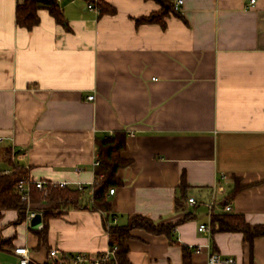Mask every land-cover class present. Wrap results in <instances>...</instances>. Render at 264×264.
Returning <instances> with one entry per match:
<instances>
[{
	"label": "crops",
	"instance_id": "obj_1",
	"mask_svg": "<svg viewBox=\"0 0 264 264\" xmlns=\"http://www.w3.org/2000/svg\"><path fill=\"white\" fill-rule=\"evenodd\" d=\"M102 1L115 13L58 0L67 28L42 9L28 30L15 22L16 0H0V172L84 192L82 206L48 219L45 245L34 231L53 204L30 201L20 222L0 210V264H18L17 247L34 264L51 249L100 253L105 224L136 214L175 226L170 236L131 230L130 264H206L213 252L264 264V236L248 244L240 232H211V215L228 204L264 224V0H183L163 25L134 21L159 9L151 0ZM116 132L127 164L108 216L90 199L96 139Z\"/></svg>",
	"mask_w": 264,
	"mask_h": 264
},
{
	"label": "trees",
	"instance_id": "obj_2",
	"mask_svg": "<svg viewBox=\"0 0 264 264\" xmlns=\"http://www.w3.org/2000/svg\"><path fill=\"white\" fill-rule=\"evenodd\" d=\"M87 3H93L100 14L115 13V8L109 6L102 0H85ZM155 2L159 9L151 12L149 15L140 16L134 19L136 25L141 24H164V18L170 14H177L173 9L172 0H151ZM47 10L57 24L63 25L66 22L59 6L58 0H16L15 22L18 26L31 30L39 24V10ZM125 133L116 132L111 136H105L96 139L98 165L95 167L96 181L91 191V206L93 209L103 211L110 215L111 205L107 200L110 188L121 185L122 182L117 179V171L127 164V161L120 156L121 150L125 147ZM26 171L16 169L13 173L0 172V210L14 209L18 211V221L26 218L27 202L22 201L20 193L17 190V183L23 177H26ZM185 182L182 179L180 191L185 195ZM238 182L236 189H238ZM83 189H73L69 187L50 188L46 196L36 187H31L30 201L47 202L53 204L52 207L45 208L43 211V226L34 232L38 236L39 242L43 245L47 240L48 219L52 216L60 215L64 210L72 207L82 206ZM188 201V200H187ZM175 224H159L150 218L142 215H133L124 225L105 224L109 235L110 245L116 244L118 264H130L127 259V241L130 237V231L136 228L144 229L153 234L171 235ZM211 232H240L246 243L251 244L255 238L264 236V224H249L245 221L243 215L232 214L229 212L213 213L211 215ZM185 250V249H184ZM34 264V263H33ZM44 264H54L45 262Z\"/></svg>",
	"mask_w": 264,
	"mask_h": 264
},
{
	"label": "built area",
	"instance_id": "obj_3",
	"mask_svg": "<svg viewBox=\"0 0 264 264\" xmlns=\"http://www.w3.org/2000/svg\"><path fill=\"white\" fill-rule=\"evenodd\" d=\"M251 3L254 4L255 0H251ZM183 4V0H176L173 5V9L178 11ZM89 9H95L97 11L98 8L93 3H88ZM94 95L88 96L89 100H92ZM99 161L96 159L94 165L97 166ZM36 187L41 190L43 195L46 196L50 190V188H62L68 187L66 182H46L42 180H31L29 177H23L17 183V190L20 193V198L22 201L27 203L30 202V190L31 187ZM78 189H82V186H77ZM114 189L109 190V194H113ZM188 203L196 204V200L191 197L188 198ZM215 207V200L212 198L208 203V208L210 213H212ZM231 210V206L225 205L224 211L228 212ZM34 216L33 211H29L27 218L31 219ZM199 232H208L209 227L206 224H200L198 226ZM118 250V246L116 244L110 245L106 250L91 255L84 252H75V253H61L56 249H51L48 251V258L54 264H118L116 252ZM13 253L18 256L19 262L18 264H33L31 260L29 251L26 247H17L13 250ZM206 264H236L235 259L232 256H223L219 253H211L208 255Z\"/></svg>",
	"mask_w": 264,
	"mask_h": 264
},
{
	"label": "water",
	"instance_id": "obj_4",
	"mask_svg": "<svg viewBox=\"0 0 264 264\" xmlns=\"http://www.w3.org/2000/svg\"><path fill=\"white\" fill-rule=\"evenodd\" d=\"M38 222H39V220H38V217L36 216V217L33 218L32 221H31V225H32V227L36 228V227L38 226Z\"/></svg>",
	"mask_w": 264,
	"mask_h": 264
},
{
	"label": "rangeland",
	"instance_id": "obj_5",
	"mask_svg": "<svg viewBox=\"0 0 264 264\" xmlns=\"http://www.w3.org/2000/svg\"><path fill=\"white\" fill-rule=\"evenodd\" d=\"M49 262H51V260H48Z\"/></svg>",
	"mask_w": 264,
	"mask_h": 264
}]
</instances>
